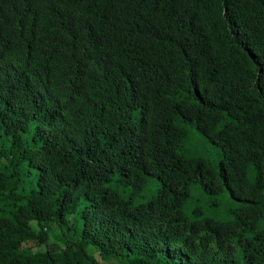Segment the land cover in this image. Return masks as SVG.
<instances>
[{
    "label": "trees",
    "instance_id": "obj_1",
    "mask_svg": "<svg viewBox=\"0 0 264 264\" xmlns=\"http://www.w3.org/2000/svg\"><path fill=\"white\" fill-rule=\"evenodd\" d=\"M263 191L264 0H0V264H264Z\"/></svg>",
    "mask_w": 264,
    "mask_h": 264
},
{
    "label": "rangeland",
    "instance_id": "obj_2",
    "mask_svg": "<svg viewBox=\"0 0 264 264\" xmlns=\"http://www.w3.org/2000/svg\"><path fill=\"white\" fill-rule=\"evenodd\" d=\"M188 148L192 153L200 155L213 165L220 157V149L217 145L211 143L208 138L198 136L194 133L188 143ZM248 178L252 180V173H248ZM150 194L151 192L147 190L143 195L139 193L132 195V198L135 203H138L145 201ZM213 202H216L217 204L215 205ZM230 202L231 199L228 191H226V194L213 196L203 193L199 187L194 186L191 188L190 198L186 203L184 210L188 216L197 219L202 216H210L214 219L224 220L229 216L225 208L229 207L227 205H229Z\"/></svg>",
    "mask_w": 264,
    "mask_h": 264
}]
</instances>
